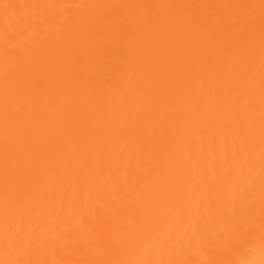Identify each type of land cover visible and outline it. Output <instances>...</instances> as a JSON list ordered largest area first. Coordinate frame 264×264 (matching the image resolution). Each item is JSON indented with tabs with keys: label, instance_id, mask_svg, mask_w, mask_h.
<instances>
[{
	"label": "bare ground",
	"instance_id": "1",
	"mask_svg": "<svg viewBox=\"0 0 264 264\" xmlns=\"http://www.w3.org/2000/svg\"><path fill=\"white\" fill-rule=\"evenodd\" d=\"M0 264H264V0H0Z\"/></svg>",
	"mask_w": 264,
	"mask_h": 264
}]
</instances>
